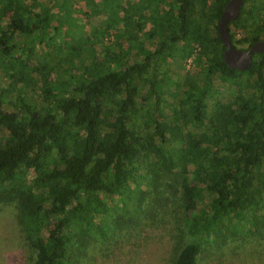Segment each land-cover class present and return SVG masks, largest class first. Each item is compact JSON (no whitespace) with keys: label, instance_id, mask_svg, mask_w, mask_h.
<instances>
[{"label":"trees","instance_id":"trees-1","mask_svg":"<svg viewBox=\"0 0 264 264\" xmlns=\"http://www.w3.org/2000/svg\"><path fill=\"white\" fill-rule=\"evenodd\" d=\"M64 1L81 0H0V206L16 209L24 264H81L133 227L167 228L164 264L241 250L263 261L264 54L245 70L222 60L227 0H136L159 33L89 61L65 36L77 20L58 14ZM124 2H90L82 26L115 29ZM227 32L239 48L264 41V0H243ZM186 48L196 91H176L170 71Z\"/></svg>","mask_w":264,"mask_h":264},{"label":"rangeland","instance_id":"rangeland-1","mask_svg":"<svg viewBox=\"0 0 264 264\" xmlns=\"http://www.w3.org/2000/svg\"><path fill=\"white\" fill-rule=\"evenodd\" d=\"M97 1L81 0L75 3L73 7H70L64 1L61 2L62 8L58 11L61 17L64 14H69L72 19L77 20L76 25L65 36L72 38L75 44L81 46V52L88 61L96 55L95 50L98 46L108 47L113 49V51H117L118 44L123 42V45H125L128 38L132 40L136 38L138 33L146 36L148 33H159L161 30L162 26L159 23L144 17L138 18L141 15L142 8L135 6L134 2L136 0H125L122 3V11L125 12L126 20L117 25L115 29L111 28L104 33V36H100L91 30L89 24L82 26L83 22H81L83 21L82 14L90 12V2ZM138 26L140 27V32L137 31ZM55 46L57 47L56 51L65 52L61 46ZM129 49L130 46L127 47L126 51ZM187 51L188 48L185 49V53L188 55L182 61L183 66L179 68L178 64L174 63V66L170 68L172 79L178 82L174 86L176 91L183 88L196 91L206 86L205 83L198 84L197 81L191 78L192 69L195 67L193 64L197 60V55L194 50L188 51L189 53ZM51 78L55 83V89L49 95L47 103L55 104L56 100L61 97L62 83L58 77L53 75V72H51ZM218 81L214 82V85L217 84V90H221L225 82ZM32 94L36 97L38 92L34 91ZM34 100L37 99L35 98ZM17 222L16 209L11 206H0V264H24L19 248V224ZM32 226L34 227L36 224L33 223ZM165 228L141 230L133 227L126 231L122 239L110 244L103 240L97 241L95 244L92 242L91 247L88 248V253L82 258L81 264H164L171 246L170 236L167 228ZM236 254L221 255V252L216 253L212 256H207L201 264H264V260H253L247 250H241L239 253L237 251Z\"/></svg>","mask_w":264,"mask_h":264},{"label":"water","instance_id":"water-1","mask_svg":"<svg viewBox=\"0 0 264 264\" xmlns=\"http://www.w3.org/2000/svg\"><path fill=\"white\" fill-rule=\"evenodd\" d=\"M242 4L243 0H227L217 23L219 40L224 47L222 60L228 67L236 70L247 69L252 61L253 54H264V41L262 40L256 41L247 48L236 47L230 40L227 24L238 17Z\"/></svg>","mask_w":264,"mask_h":264}]
</instances>
